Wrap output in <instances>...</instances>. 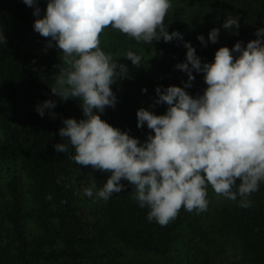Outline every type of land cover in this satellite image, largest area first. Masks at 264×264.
<instances>
[{
  "label": "trees",
  "instance_id": "obj_1",
  "mask_svg": "<svg viewBox=\"0 0 264 264\" xmlns=\"http://www.w3.org/2000/svg\"><path fill=\"white\" fill-rule=\"evenodd\" d=\"M38 6L45 13L47 0H38ZM33 7L23 0H0V32L6 38L0 43V264H264V181L248 197L249 207L208 184L207 210L182 206L161 226L147 219L148 207L139 206L133 185L122 179L121 192L107 200H85L86 215L80 214L84 200L77 181L98 190L111 172L75 168L71 146L67 152L54 148L67 142L59 135L63 119L85 117L78 98L64 100L51 90L62 50L34 31ZM229 15L239 17L235 32L222 27ZM164 24L183 39L145 44L111 26L99 36L101 48L128 67L127 77L111 85L115 107L106 106L101 119L141 143L152 130L137 127V110L164 114L168 105L156 102V87H184L188 80L175 67L186 60L184 41L202 62H212L222 46L246 45L264 27V0H172ZM214 27L220 29L216 43L208 40ZM200 34L206 44L197 39ZM128 50L142 57L140 66L126 58ZM193 75L185 90L196 97L207 84L203 73L193 70ZM49 99L55 107L39 115L36 105Z\"/></svg>",
  "mask_w": 264,
  "mask_h": 264
},
{
  "label": "clouds",
  "instance_id": "obj_2",
  "mask_svg": "<svg viewBox=\"0 0 264 264\" xmlns=\"http://www.w3.org/2000/svg\"><path fill=\"white\" fill-rule=\"evenodd\" d=\"M23 2L34 6V31L50 37L48 46L54 41L62 50L52 92L64 100L78 98L85 117L63 119L59 135L67 142L56 143L55 150L67 152L71 146L77 164L111 172L96 196L107 200L121 192L126 187L121 180H127L139 206L148 207L147 219L161 226L182 206L187 211L207 210L208 184L226 198L239 196L242 207L251 205L248 197L264 181V27L246 45L237 41L231 49L218 48L212 62H202L184 41L186 60L175 67L186 72L188 80L184 87H156V102L168 105L164 114L137 110V127L146 124L152 130L141 143L101 119L106 106L115 107L111 85L127 77L128 67L101 48L99 36L111 26L145 44L183 39L164 24L172 0H47L43 16L38 0ZM222 27L235 32L239 17L227 16ZM219 31L212 28L208 40L216 43ZM5 39L0 32V43ZM197 39L207 43L203 34ZM126 58L141 65L142 57L132 50ZM193 70L203 73L207 84L196 97L185 90L195 79ZM54 107L49 99L35 110L43 116L45 109ZM85 191L93 195L92 188Z\"/></svg>",
  "mask_w": 264,
  "mask_h": 264
},
{
  "label": "rangeland",
  "instance_id": "obj_3",
  "mask_svg": "<svg viewBox=\"0 0 264 264\" xmlns=\"http://www.w3.org/2000/svg\"><path fill=\"white\" fill-rule=\"evenodd\" d=\"M40 15L41 16H43L44 15V13L42 14L41 12H40ZM38 17H36V16H34L33 15V11H31V9H30V23L31 24H34V21H35V19H37ZM33 30V29H32ZM34 37H36V32H32L31 33ZM83 166L82 165H80V164H77V166L75 167V168H82ZM78 182V188H79V192H80V195H81V198L84 200L80 205H79V212H80V214L84 217L85 215H86V202H85V200H87V199H93V198H99L98 196H96V191H97V189H95V188H93V187H90L89 185H87L86 183H80L79 181H77ZM89 188H92V190H93V195L92 196H89V195H87L86 194V189H89ZM225 261H230L228 258H225L224 259V262Z\"/></svg>",
  "mask_w": 264,
  "mask_h": 264
}]
</instances>
